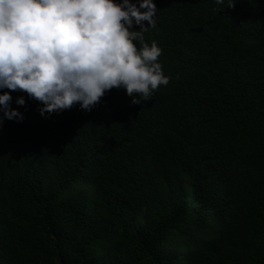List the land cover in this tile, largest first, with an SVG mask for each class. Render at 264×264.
Instances as JSON below:
<instances>
[{"label":"trees","instance_id":"1","mask_svg":"<svg viewBox=\"0 0 264 264\" xmlns=\"http://www.w3.org/2000/svg\"><path fill=\"white\" fill-rule=\"evenodd\" d=\"M230 2L154 0L171 79L149 100L41 115L11 93L0 264H264V0Z\"/></svg>","mask_w":264,"mask_h":264},{"label":"clouds","instance_id":"2","mask_svg":"<svg viewBox=\"0 0 264 264\" xmlns=\"http://www.w3.org/2000/svg\"><path fill=\"white\" fill-rule=\"evenodd\" d=\"M157 10L154 0H0V123L24 119L13 91L39 101L41 115L90 111L113 87L149 100L171 79L162 48L144 38Z\"/></svg>","mask_w":264,"mask_h":264}]
</instances>
